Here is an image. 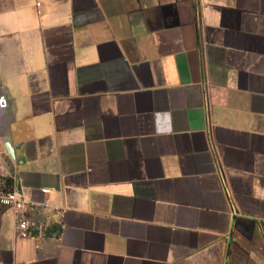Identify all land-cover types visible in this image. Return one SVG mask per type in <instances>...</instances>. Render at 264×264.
<instances>
[{
    "label": "crops",
    "instance_id": "1",
    "mask_svg": "<svg viewBox=\"0 0 264 264\" xmlns=\"http://www.w3.org/2000/svg\"><path fill=\"white\" fill-rule=\"evenodd\" d=\"M2 95L0 264H264V0H0Z\"/></svg>",
    "mask_w": 264,
    "mask_h": 264
},
{
    "label": "built area",
    "instance_id": "2",
    "mask_svg": "<svg viewBox=\"0 0 264 264\" xmlns=\"http://www.w3.org/2000/svg\"><path fill=\"white\" fill-rule=\"evenodd\" d=\"M7 107L8 100L6 96H0V108L5 109ZM45 192L50 193V190L46 189ZM0 203L12 209L15 217L16 233L23 237L30 236L33 223L25 215L26 203L23 196L16 190L0 193Z\"/></svg>",
    "mask_w": 264,
    "mask_h": 264
}]
</instances>
